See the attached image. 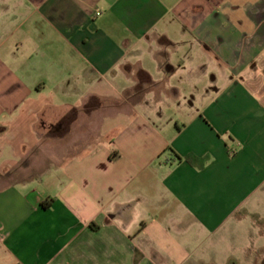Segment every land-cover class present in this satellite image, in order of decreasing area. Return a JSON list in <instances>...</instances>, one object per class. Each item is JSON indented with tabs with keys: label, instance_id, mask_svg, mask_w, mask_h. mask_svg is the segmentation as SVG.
<instances>
[{
	"label": "crops",
	"instance_id": "obj_1",
	"mask_svg": "<svg viewBox=\"0 0 264 264\" xmlns=\"http://www.w3.org/2000/svg\"><path fill=\"white\" fill-rule=\"evenodd\" d=\"M0 182V264H264V0H0Z\"/></svg>",
	"mask_w": 264,
	"mask_h": 264
},
{
	"label": "rangeland",
	"instance_id": "obj_2",
	"mask_svg": "<svg viewBox=\"0 0 264 264\" xmlns=\"http://www.w3.org/2000/svg\"><path fill=\"white\" fill-rule=\"evenodd\" d=\"M32 160H34V159H32ZM23 163H22V172H30L31 171V168H35V165L34 166H32L30 163H31V161H30V159L29 158H25L23 161H22ZM23 176H25L24 174H23ZM2 183H5V182H0V185H2Z\"/></svg>",
	"mask_w": 264,
	"mask_h": 264
},
{
	"label": "trees",
	"instance_id": "obj_3",
	"mask_svg": "<svg viewBox=\"0 0 264 264\" xmlns=\"http://www.w3.org/2000/svg\"><path fill=\"white\" fill-rule=\"evenodd\" d=\"M191 158H192L191 156H188V157H186V160L189 162V161H191ZM52 201H53L52 199L46 200L41 205L44 208H48L51 205Z\"/></svg>",
	"mask_w": 264,
	"mask_h": 264
},
{
	"label": "built area",
	"instance_id": "obj_4",
	"mask_svg": "<svg viewBox=\"0 0 264 264\" xmlns=\"http://www.w3.org/2000/svg\"><path fill=\"white\" fill-rule=\"evenodd\" d=\"M97 15H100V13H97Z\"/></svg>",
	"mask_w": 264,
	"mask_h": 264
}]
</instances>
